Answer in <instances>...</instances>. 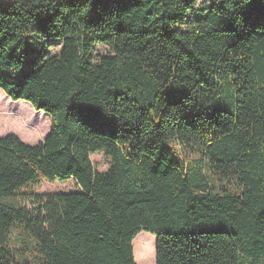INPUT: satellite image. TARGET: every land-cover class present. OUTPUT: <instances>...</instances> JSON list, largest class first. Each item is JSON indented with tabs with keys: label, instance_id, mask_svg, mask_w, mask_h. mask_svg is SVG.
Here are the masks:
<instances>
[{
	"label": "trees",
	"instance_id": "16d2710c",
	"mask_svg": "<svg viewBox=\"0 0 264 264\" xmlns=\"http://www.w3.org/2000/svg\"><path fill=\"white\" fill-rule=\"evenodd\" d=\"M198 2L0 6V264H264V0Z\"/></svg>",
	"mask_w": 264,
	"mask_h": 264
},
{
	"label": "rangeland",
	"instance_id": "374dc122",
	"mask_svg": "<svg viewBox=\"0 0 264 264\" xmlns=\"http://www.w3.org/2000/svg\"><path fill=\"white\" fill-rule=\"evenodd\" d=\"M202 1L203 0H199L198 4L201 3ZM61 46H62V43L60 41L55 42L53 44V46L50 48V51H52L53 53H59ZM109 53H110V49L106 45H98L95 49L96 58H98L102 55H107ZM21 102L28 104L27 102L22 101V100L14 101V100L10 99L5 93H3L0 90V108L3 106H6V105H12L13 106L16 104H20ZM31 110L34 112V114H37L36 119L38 120V123L39 122L41 123V129H40V135L41 136L39 138L34 139L33 140L34 142L30 143V144H36V143L44 140V138H46V136L49 135V133L52 129V121H51V117L49 115H47L43 110H35L32 106H31ZM8 134H15L20 139H22L21 138L22 134L19 132L18 126H16V124L13 121H9L8 119L0 116V137L8 135ZM33 134H34V132L30 133V135H33ZM91 159H92L94 166L97 169V171L105 172L108 170V168L110 166V158L105 156L102 152H97V153L92 154ZM31 189L35 190L37 192L50 193V192H74V191H78L80 188H79L78 184L76 183V181L73 178H71V179H68L65 181L44 180V181H42V183L40 185L32 186ZM143 233H146V234L152 236L153 238H155L154 235H152L148 232H143ZM21 238H22V235L20 234V231L19 230L14 231V233L12 235V239L16 243L15 245L19 244L18 242H20L22 240ZM134 250H135V248H134ZM34 257H37L36 252L29 253V256H28L29 262L35 261Z\"/></svg>",
	"mask_w": 264,
	"mask_h": 264
},
{
	"label": "water",
	"instance_id": "95a60500",
	"mask_svg": "<svg viewBox=\"0 0 264 264\" xmlns=\"http://www.w3.org/2000/svg\"><path fill=\"white\" fill-rule=\"evenodd\" d=\"M6 0H0V6H2L4 4Z\"/></svg>",
	"mask_w": 264,
	"mask_h": 264
},
{
	"label": "crops",
	"instance_id": "0c3cea01",
	"mask_svg": "<svg viewBox=\"0 0 264 264\" xmlns=\"http://www.w3.org/2000/svg\"><path fill=\"white\" fill-rule=\"evenodd\" d=\"M133 246H134V241H133ZM135 248V247H134ZM134 254H135V250H134ZM135 259H136V257H135Z\"/></svg>",
	"mask_w": 264,
	"mask_h": 264
}]
</instances>
